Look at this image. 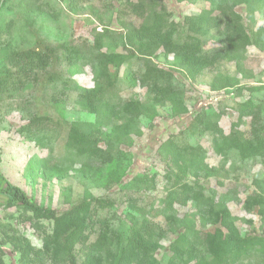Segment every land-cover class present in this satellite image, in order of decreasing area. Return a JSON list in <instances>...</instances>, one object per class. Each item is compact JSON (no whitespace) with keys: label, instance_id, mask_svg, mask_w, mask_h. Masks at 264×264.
Instances as JSON below:
<instances>
[{"label":"rangeland","instance_id":"obj_1","mask_svg":"<svg viewBox=\"0 0 264 264\" xmlns=\"http://www.w3.org/2000/svg\"><path fill=\"white\" fill-rule=\"evenodd\" d=\"M139 1L0 0V44L43 60L36 80L0 88V176L58 215L90 203V215L103 224L86 231L85 246L103 238L105 256L113 237L138 223L145 236L155 234V264H167L184 230L166 216L197 212L183 186L214 194L211 214L223 198L240 236L264 237L259 208L247 206L264 198V0L143 1L144 15L165 14L162 35L170 41L163 43L129 34L144 25L131 12ZM229 11L252 40L244 48L231 44L230 52L236 19L220 17ZM3 55L0 82L15 70ZM116 56L121 65L106 63ZM189 56L195 68L185 64ZM80 122L94 126L95 139H81L90 136L75 131ZM219 130L228 140H214ZM235 133L247 140L245 153L232 148ZM31 216L0 208L1 264H20L16 239L42 249L53 223L34 226ZM192 220L194 256L182 264H217L206 238L218 225L200 214ZM260 262L264 257L251 253L224 264ZM35 264L56 263L45 256Z\"/></svg>","mask_w":264,"mask_h":264},{"label":"trees","instance_id":"obj_2","mask_svg":"<svg viewBox=\"0 0 264 264\" xmlns=\"http://www.w3.org/2000/svg\"><path fill=\"white\" fill-rule=\"evenodd\" d=\"M143 1H150L151 3L154 0H140L132 6L131 12L142 19L144 25H142L139 30H130L129 34L132 33L135 40L139 39V43H143L145 39H154V42L157 41L160 43H163V41H170L166 34L162 35L165 14H159L154 11L144 15L142 6H144L145 3ZM229 14L236 19L234 20V35L227 39L229 44L227 50L230 52L231 47H233L231 44H239L240 48H244L252 44V40L245 34L241 24L238 22V17L234 15V13L232 14V11L223 13L220 17L225 18L228 17ZM103 37L102 35H95V39L98 41L102 40ZM172 46L177 47L178 45L173 44ZM178 50H176L177 54L180 52L182 53L180 49ZM0 51L4 54L3 61L5 65H9L11 68L15 69L13 73L7 71V77L0 82V88L2 86V88L6 90L11 89L9 91L13 89L18 90L19 88L15 86L21 85L23 78H27L28 82L36 80L38 68L43 61L39 53L32 50L12 52L4 45ZM191 60V56L187 57V60L185 59V64H189L188 66L195 68L196 64L190 65ZM106 63L119 66L122 60L120 56H116V58H109ZM7 79H11L13 83L11 84L9 82L8 84ZM91 106L93 107V104H91ZM92 127L94 126L91 123L86 122L74 124L75 131L78 130L83 132V134H89L90 137L81 136L83 141L90 142V140H92L91 138L95 139L96 132L93 131ZM213 129L216 130L215 127ZM235 134L236 136H232V140L235 142L232 143V148L245 153L244 151H248L245 149V144L248 143L247 140L242 141L236 138L237 133ZM214 140H216V142H220L219 140L225 142L228 140V137L222 136L220 132V139L214 138ZM262 141L261 145L264 146V141ZM216 142L215 144L219 145ZM224 142L218 147L224 146ZM224 154H226V152ZM262 159L264 161V157H262ZM179 169L181 170L182 168ZM181 172L184 173L185 170ZM180 191L184 200H188L189 198L192 199L196 206V214H200L204 222L207 221L218 225L214 234H210L206 238L209 256H211L217 264H224L230 260L238 261L242 255L247 256V254L249 255L251 253H256L260 257H264V237L240 236L234 225L233 217L226 206V201L223 198L217 201V209L211 214L206 209L214 202V194L203 197L201 190H195L194 186H183ZM176 194L175 192L174 196ZM0 198L3 199V201L0 202V208H16L24 212H29L32 215L31 221L34 226L42 221L53 223L51 234L43 238L41 250H35L26 240L16 239L17 243L15 247L21 254L20 264H35L45 256H50L56 264H155L154 257L152 256V252L157 248V244L152 238L153 235L155 237V234L152 232L145 236L140 231L141 227L138 228V223H130L125 229V232L122 231L121 233H117L116 236L113 237L112 242H114V245H112V243L110 244L113 246V249H108L110 252L106 256L103 255L102 252L104 251V248L101 246V240L103 238L99 240L100 242H98V244L87 248L85 246V241L88 238L86 231L92 230L93 227L97 225L101 226L103 222L90 215V203L85 202V200L73 206L68 211L58 215L55 211L41 207L30 201L22 190L6 182L2 176H0ZM88 199L96 205L103 204V200L101 199L98 200L92 197H88ZM169 206V208H171V205ZM247 206H257L264 220V198L260 196L258 200L253 201L252 199L247 202ZM172 213L171 216H166L165 220L171 226L181 227L184 232L178 234L176 240L172 243L171 255L167 264H182L190 261L194 256L192 251L194 242L188 243V241L190 238L194 239V236L197 235L194 230L195 221L192 220L196 214H193L191 217L178 219L175 212L173 211ZM78 238L80 240H78ZM104 240L109 241L107 238H104ZM77 245H79V248H76ZM103 257L105 259H103ZM1 263L0 261V264ZM259 264H264V262H260Z\"/></svg>","mask_w":264,"mask_h":264}]
</instances>
